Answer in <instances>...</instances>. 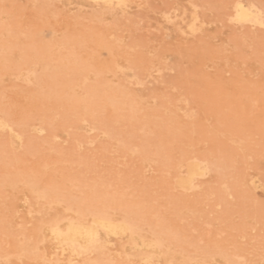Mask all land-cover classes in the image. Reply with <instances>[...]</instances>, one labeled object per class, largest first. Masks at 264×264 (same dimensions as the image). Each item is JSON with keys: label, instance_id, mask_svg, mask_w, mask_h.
Wrapping results in <instances>:
<instances>
[{"label": "rangeland", "instance_id": "1", "mask_svg": "<svg viewBox=\"0 0 264 264\" xmlns=\"http://www.w3.org/2000/svg\"><path fill=\"white\" fill-rule=\"evenodd\" d=\"M263 21L264 0H0V264H264ZM102 213L128 228L52 232Z\"/></svg>", "mask_w": 264, "mask_h": 264}, {"label": "bare ground", "instance_id": "2", "mask_svg": "<svg viewBox=\"0 0 264 264\" xmlns=\"http://www.w3.org/2000/svg\"><path fill=\"white\" fill-rule=\"evenodd\" d=\"M97 1H100V2L104 1L105 3L106 2L113 3L115 0H97ZM117 1H119V3H120V0H117ZM124 3H125V1H124ZM236 3H234V4H236L234 7H235V18L237 19V21H239V22H243L244 21V23H246V21L249 22L250 20H252L253 18H255L254 17V12H253L251 6H248L247 4L243 3L242 1H236ZM259 18H261L260 21H262V17L259 16ZM233 20H234V18H233ZM258 21H256V22H258ZM236 23H238V22H236ZM263 23H264V21H263ZM254 24H255V20H254ZM192 31H194V30H192ZM2 126H4V125H2ZM10 127H12V126H10ZM197 168L198 167H193V168L190 169V176H189V178L186 179V182H188L191 179V177L196 173V171L198 170ZM204 171H205V169H204ZM104 215L105 214L102 213L97 220H95L93 223H90L91 225H85V224H82V223H74V221H73V222H70L67 225L66 228L62 229V226L60 227L59 224H55L54 223L55 225H53V227H52V232L54 233V235L56 236V238L59 239V240H61L63 243H67L70 246H72V245H78V247H80V246L81 247H84V245H82V242L83 241L85 243L87 242V244H93V243H95L98 240V228H97V226L100 227V228L101 227L109 228L112 231L125 230L129 226V225H126V223L125 224H120V225H119V223L116 224L117 222L115 223L113 220H111L110 218H108V217H106ZM96 217H98V216L96 215ZM138 237H139V235H138ZM133 242H134V240H133ZM145 250H147V249H145Z\"/></svg>", "mask_w": 264, "mask_h": 264}]
</instances>
